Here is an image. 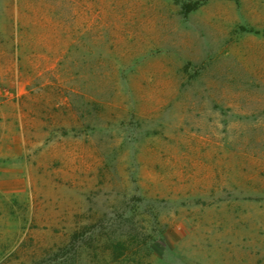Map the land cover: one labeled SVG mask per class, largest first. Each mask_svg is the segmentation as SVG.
<instances>
[{
    "label": "rangeland",
    "instance_id": "374dc122",
    "mask_svg": "<svg viewBox=\"0 0 264 264\" xmlns=\"http://www.w3.org/2000/svg\"><path fill=\"white\" fill-rule=\"evenodd\" d=\"M62 246L264 264V0H0V264Z\"/></svg>",
    "mask_w": 264,
    "mask_h": 264
},
{
    "label": "trees",
    "instance_id": "16d2710c",
    "mask_svg": "<svg viewBox=\"0 0 264 264\" xmlns=\"http://www.w3.org/2000/svg\"><path fill=\"white\" fill-rule=\"evenodd\" d=\"M194 6L187 4L185 5V9L187 11H191ZM75 238V235L73 236ZM71 255V251L66 249L64 246L60 247L57 252L51 256V258H47L41 264H66L67 261L70 259L68 258Z\"/></svg>",
    "mask_w": 264,
    "mask_h": 264
}]
</instances>
